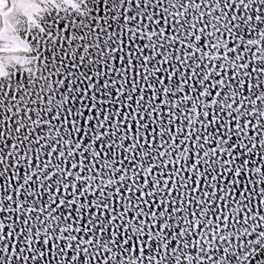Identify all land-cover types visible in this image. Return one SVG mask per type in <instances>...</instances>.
I'll use <instances>...</instances> for the list:
<instances>
[{"label":"snow or ice","instance_id":"obj_1","mask_svg":"<svg viewBox=\"0 0 264 264\" xmlns=\"http://www.w3.org/2000/svg\"><path fill=\"white\" fill-rule=\"evenodd\" d=\"M0 264H264V0H0Z\"/></svg>","mask_w":264,"mask_h":264}]
</instances>
